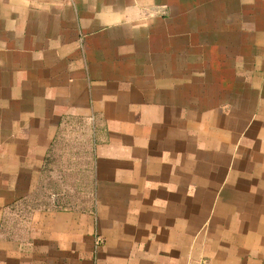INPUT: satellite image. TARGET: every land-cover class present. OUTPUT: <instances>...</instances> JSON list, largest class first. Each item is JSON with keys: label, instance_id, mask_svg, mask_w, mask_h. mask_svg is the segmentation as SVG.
<instances>
[{"label": "crops", "instance_id": "crops-1", "mask_svg": "<svg viewBox=\"0 0 264 264\" xmlns=\"http://www.w3.org/2000/svg\"><path fill=\"white\" fill-rule=\"evenodd\" d=\"M0 264H264V0H0Z\"/></svg>", "mask_w": 264, "mask_h": 264}, {"label": "rangeland", "instance_id": "rangeland-1", "mask_svg": "<svg viewBox=\"0 0 264 264\" xmlns=\"http://www.w3.org/2000/svg\"><path fill=\"white\" fill-rule=\"evenodd\" d=\"M89 137L86 127L65 126L61 129L36 201L42 203L51 194V201L62 197L80 205L89 198L94 177V155Z\"/></svg>", "mask_w": 264, "mask_h": 264}, {"label": "built area", "instance_id": "built-area-1", "mask_svg": "<svg viewBox=\"0 0 264 264\" xmlns=\"http://www.w3.org/2000/svg\"><path fill=\"white\" fill-rule=\"evenodd\" d=\"M96 242L98 245H100L103 242V238L101 235H97Z\"/></svg>", "mask_w": 264, "mask_h": 264}]
</instances>
